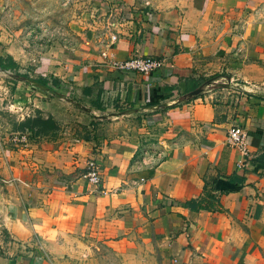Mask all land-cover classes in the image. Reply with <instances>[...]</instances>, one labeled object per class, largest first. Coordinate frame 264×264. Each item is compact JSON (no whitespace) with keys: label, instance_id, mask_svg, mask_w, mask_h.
Instances as JSON below:
<instances>
[{"label":"crops","instance_id":"crops-1","mask_svg":"<svg viewBox=\"0 0 264 264\" xmlns=\"http://www.w3.org/2000/svg\"><path fill=\"white\" fill-rule=\"evenodd\" d=\"M11 5L0 0V55L67 89L0 84V264H56L73 237L121 264H264V0H108L106 31L35 50L9 28ZM134 55L164 63L147 75L109 64ZM210 78L239 86L183 99ZM36 111L57 130L16 127ZM233 126L248 133L243 164ZM92 158L97 186L84 178ZM201 196L207 209L185 206Z\"/></svg>","mask_w":264,"mask_h":264},{"label":"rangeland","instance_id":"rangeland-1","mask_svg":"<svg viewBox=\"0 0 264 264\" xmlns=\"http://www.w3.org/2000/svg\"><path fill=\"white\" fill-rule=\"evenodd\" d=\"M107 5L108 0H12L9 13L5 17L10 29L19 30L27 40L35 42H28L29 47L34 45V50L36 44L46 48L55 42L72 47L87 42L94 33L106 31L109 18ZM17 72L27 77L35 76L34 73L24 74L18 69ZM19 82L25 83L17 80L9 71H0V84L11 87L12 83L16 85ZM208 87L210 86H206L204 90ZM56 92L63 91L57 89ZM52 95L57 96L55 93ZM124 110L129 109H115L117 113ZM111 121L112 119L100 122L103 125L94 126L99 132H104ZM71 246V251L58 254L53 261L56 264H121V257L104 242H94L86 238L78 240L73 237Z\"/></svg>","mask_w":264,"mask_h":264},{"label":"built area","instance_id":"built-area-1","mask_svg":"<svg viewBox=\"0 0 264 264\" xmlns=\"http://www.w3.org/2000/svg\"><path fill=\"white\" fill-rule=\"evenodd\" d=\"M113 36V35H112ZM105 56L104 53H102ZM163 58L160 57H144V56H130L123 60H112L109 62L110 66L119 71H134L139 74L147 75L148 73L160 68L163 65ZM248 133L242 127L233 126L227 133V144L237 147L243 156L241 164L245 163L249 155L250 148L247 146L246 138ZM15 142H26L27 136L25 134H17L14 136ZM84 178L90 185L97 186L101 182L100 167L95 159H89L86 162Z\"/></svg>","mask_w":264,"mask_h":264},{"label":"trees","instance_id":"trees-1","mask_svg":"<svg viewBox=\"0 0 264 264\" xmlns=\"http://www.w3.org/2000/svg\"><path fill=\"white\" fill-rule=\"evenodd\" d=\"M0 69L9 71L15 77H21L26 75H21L17 72L18 65L10 56L3 57L0 55ZM40 83L44 84L51 93H55L56 95H60V93L56 92L57 89L64 90L67 89V85L62 81H59L55 78H45V77H38L36 78ZM207 79H202L193 83H188L186 85L185 93L189 92L190 90L198 87L201 83H203ZM200 94V93H199ZM35 116H31L30 118H26L25 120L15 124L16 127L20 130L27 129L32 131L36 134H48L57 130L58 126L56 122L53 120L51 116L43 117L41 112L36 111ZM96 117H93V121H97ZM185 206L189 209L199 210V209H207L208 205L204 203V198L201 196L199 198H193L185 202Z\"/></svg>","mask_w":264,"mask_h":264},{"label":"water","instance_id":"water-1","mask_svg":"<svg viewBox=\"0 0 264 264\" xmlns=\"http://www.w3.org/2000/svg\"><path fill=\"white\" fill-rule=\"evenodd\" d=\"M0 71H5V70L0 69ZM16 79L20 80V81H23V82H25L28 85L31 84V85H33L35 87H38V88L42 89V90H48V88L44 84L40 83L38 80H36L35 78H32L30 76L29 77H25V76L18 77V76H16ZM216 80H217L216 78H210V79L205 80L198 87H196V88L190 90L189 92L185 93L183 95V99L187 100V99H189L192 96L198 95L199 93H201L204 90V88L206 86H209V85L215 83ZM216 85L218 87H223V88H228V86H239L238 84H234L230 80V78L227 79V82H225V83H216ZM166 105H167V103L163 102V103L157 104L155 107H165ZM80 106H81L82 109L88 111V109L85 106H83V105H80ZM132 112H134L133 109L124 110V111H120L118 113H113V114L121 115V114H127V113H132ZM101 117H105V116H101ZM2 202H3V193H2V184H1V181H0V211L3 208V203Z\"/></svg>","mask_w":264,"mask_h":264}]
</instances>
